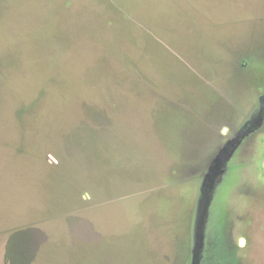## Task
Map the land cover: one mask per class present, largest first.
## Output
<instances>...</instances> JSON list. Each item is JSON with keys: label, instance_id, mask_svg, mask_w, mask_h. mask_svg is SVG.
<instances>
[{"label": "rangeland", "instance_id": "1", "mask_svg": "<svg viewBox=\"0 0 264 264\" xmlns=\"http://www.w3.org/2000/svg\"><path fill=\"white\" fill-rule=\"evenodd\" d=\"M0 264H264V0H0Z\"/></svg>", "mask_w": 264, "mask_h": 264}]
</instances>
